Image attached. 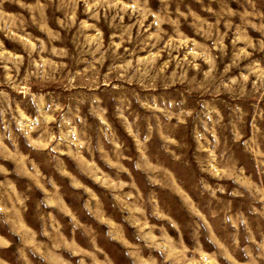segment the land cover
<instances>
[{"label":"clouds","instance_id":"1","mask_svg":"<svg viewBox=\"0 0 264 264\" xmlns=\"http://www.w3.org/2000/svg\"><path fill=\"white\" fill-rule=\"evenodd\" d=\"M0 264H264V0H0Z\"/></svg>","mask_w":264,"mask_h":264}]
</instances>
